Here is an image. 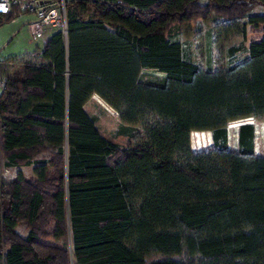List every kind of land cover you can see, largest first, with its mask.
Returning a JSON list of instances; mask_svg holds the SVG:
<instances>
[{"label":"trees","instance_id":"obj_1","mask_svg":"<svg viewBox=\"0 0 264 264\" xmlns=\"http://www.w3.org/2000/svg\"><path fill=\"white\" fill-rule=\"evenodd\" d=\"M65 1L66 36L16 68L0 61V264H264L254 124L239 126L237 153L227 146L230 123L264 122V14L250 15L264 0ZM211 12L222 40L254 35L243 61L203 71L168 35ZM93 95L143 143L104 137L84 111ZM192 132L214 148L192 153ZM29 166L34 179L3 177Z\"/></svg>","mask_w":264,"mask_h":264},{"label":"rangeland","instance_id":"obj_2","mask_svg":"<svg viewBox=\"0 0 264 264\" xmlns=\"http://www.w3.org/2000/svg\"><path fill=\"white\" fill-rule=\"evenodd\" d=\"M64 2L68 4L67 1L64 0ZM258 14H264V7L255 6L250 12V15ZM13 15H18V13L15 11ZM17 18H19V23L9 24V22L0 25V59H2L0 61L24 55L12 59L13 68H16L19 63L23 61L32 60L34 57H29L25 54L41 51L44 42L47 41L53 33L52 30H46L44 38L36 40L29 33L27 27V23L29 24L35 21L34 16L28 13H22L21 17L19 16ZM224 22L226 21L222 20L221 17L214 12H211L209 18L206 20L194 19L189 25L183 27L173 25L168 36L171 40L182 43L185 56L200 69L212 71L224 70L243 61L247 57L248 45L254 35L253 31L248 29L245 39L240 35H231L222 40L220 38L222 35L218 33V30H222L221 26ZM243 22H245V20L238 21V24ZM21 27L22 30L18 32L15 37L10 36L11 32L18 31ZM155 76H158V74L154 71L146 70L142 72L141 80L147 81ZM100 104L98 108L89 106V108H87V115L95 120L96 128L104 137L118 144L121 149H130L143 143L145 140V132L141 127L128 129L129 132L121 134L122 127L115 111L108 107L103 101H101ZM245 123L254 124L256 131L254 154L264 157V122H255L252 119L236 121L227 126L228 149L238 150V128ZM200 136V139H193V143L196 142L198 148L203 150L214 148L210 134L204 133ZM35 159L38 161H48L50 159V152L44 151ZM16 170V168H4L3 177L15 178L18 173ZM21 170V174L25 179H34L33 166L21 167ZM16 231L22 237H25L28 234L29 228L25 223H22L16 227ZM52 244L69 248V241L67 244L62 241L53 242Z\"/></svg>","mask_w":264,"mask_h":264},{"label":"built area","instance_id":"obj_3","mask_svg":"<svg viewBox=\"0 0 264 264\" xmlns=\"http://www.w3.org/2000/svg\"><path fill=\"white\" fill-rule=\"evenodd\" d=\"M18 15H13L14 12ZM28 13L35 18V39H41L46 30L67 34V15L64 0H0V20L9 15ZM2 86V84H0Z\"/></svg>","mask_w":264,"mask_h":264},{"label":"crops","instance_id":"obj_4","mask_svg":"<svg viewBox=\"0 0 264 264\" xmlns=\"http://www.w3.org/2000/svg\"><path fill=\"white\" fill-rule=\"evenodd\" d=\"M20 17H21V14L19 15ZM18 16V17H19ZM16 23H19V18H16V19H14V20H12V21H10V23L9 24H16ZM27 27H28V29H29V33L32 35V37L35 39V32H36V30H37V28H36V25H35V21L34 22H32V23H27ZM22 30V27L20 28V30H18V31H13V32H11L10 33V36L11 37H15L16 36V34L18 33V32H20ZM56 31H53V33H55ZM52 33V34H53ZM9 37V36H8ZM44 38V34H43V36H42V38L41 39H43ZM37 40V39H36ZM174 41H176V40H174ZM46 42V41H45ZM45 42H44V44H45ZM179 42V41H178ZM180 43V42H179ZM181 44V46H182V53H183V57H184V59L186 60V61H188V62H191L186 56H185V53H184V46L182 45V43H180ZM40 52L41 51H38V52H34V53H26L25 55H27V56H29V57H31L32 55H36V56H38L39 54H40ZM22 56H24V55H22ZM22 56H17L18 58L19 57H22ZM17 57H12L13 59L14 58H17ZM0 60H2V59H0ZM192 63V62H191ZM203 71H212V70H203ZM101 99L97 96V95H93L91 98H90V100L84 105V111H85V113L87 114V108H89V106L91 107V106H94V108H98V107H100V103H101ZM92 103V104H91ZM93 119V118H92ZM94 120V119H93ZM94 122H95V120H94ZM204 133H206V134H210L211 135V133L210 132H192L191 134H190V149H191V152L192 153H194V154H197V153H202V152H207V151H209V150H212L213 148H209L208 150H203V149H200V148H198L197 147V145H196V142L195 143H193V139H200L201 138V136L200 135H202V134H204ZM254 135H255V138H254V151H255V140H256V131H255V128H254ZM211 139H212V136H211ZM237 145H238V141H237ZM228 146V145H227ZM239 149V148H238ZM229 150V149H228ZM229 151H231V152H233V153H237L238 152V150H229ZM259 156V155H258ZM9 169H13V168H9ZM16 171L17 172H21L22 170H21V167H16ZM7 178V177H6ZM8 179H15V178H8Z\"/></svg>","mask_w":264,"mask_h":264}]
</instances>
